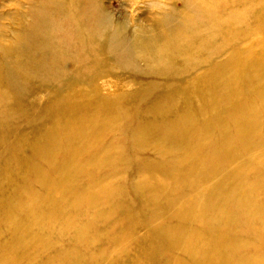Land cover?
Returning <instances> with one entry per match:
<instances>
[{
  "label": "bare ground",
  "instance_id": "obj_1",
  "mask_svg": "<svg viewBox=\"0 0 264 264\" xmlns=\"http://www.w3.org/2000/svg\"><path fill=\"white\" fill-rule=\"evenodd\" d=\"M47 1L56 2V0ZM182 1L184 8L180 13L179 20H176L177 22L174 24L171 22L167 28L170 34L168 40L166 39L167 41L165 40L161 47L156 45L155 51L150 52L155 57L151 62L150 72H157V68H161V72H173L174 69H165L160 66L164 61H167L170 67H174L179 62L184 63L186 67L197 62L210 63L211 58L221 52H233L239 40L233 38L245 37L250 30L254 29L261 30L263 33L262 39L255 44L260 51L256 52L253 59L247 64L230 62L223 64L222 70L211 66L207 71L216 72L214 74L219 75L222 93L219 98H216L218 99V103L215 105L216 110L229 106L227 115H217L214 120L219 132L222 133L220 135L221 145L215 147V145L213 146L215 139L209 144L207 139L200 137L207 133H203L205 129L201 128L200 124L196 126V123H192V129L189 128L188 125L192 120L186 110L178 111L173 104L174 111L171 106L161 110V105H165L166 102H162V99L158 100L156 93L150 90L144 92V89H140L135 95L126 94L125 101L130 109L128 108L124 113L133 110L130 117L132 122L126 129L115 125L108 127L117 122L119 113H122L120 110L117 108L106 109L108 107L96 105L95 113L93 112L94 115L90 117L95 119L89 128L76 123H66L62 130L57 129L56 132L47 134L45 137L47 147L44 151L37 152L31 147L33 144L28 143V145L22 144L17 147L20 156H13L10 153L9 161L5 160L7 155L0 158V236L4 232L11 233L7 240L0 239L2 241L0 253L21 256L25 253L28 255L27 257H32L39 256L42 251L44 255L41 260H45V264H66L67 258L71 259V264L83 262L79 256L83 257L84 255L77 248L70 247L61 240L57 242L58 252L49 253L51 242L56 244L53 234L66 230L68 225H71L69 220L74 224V219L66 221L64 218L58 223L53 218L55 212L52 208L41 206L39 212H36L30 204H15L19 193L31 197L29 194L34 190L31 184L37 183L45 188L47 199L59 198L55 203L52 202L56 210L59 208L83 209L84 223L80 231L74 233L72 238L74 241L88 239V244L93 249L85 256V261L88 264H98L103 259L98 245V232L92 231V228H95L96 224L102 227L110 222L112 219L111 209L108 210L107 207H114L111 199L120 191L113 190L110 184H107L100 192H94L91 189V184L78 188L75 182L77 178L82 177L81 174L87 168L105 164L113 166L112 163H115L114 169L117 176L122 163L129 162L124 150L112 156L113 149L109 143L95 148L94 156H90L91 145H87V143H96L101 136L107 135L109 130L115 129L119 137L131 132L157 136L162 147L167 149L169 146L168 149L174 153L173 157L162 156L160 159H155L154 163L139 161L134 164L135 171L144 173L147 178L151 177L153 171L168 178L155 180L152 177L148 181L145 180L142 184L134 186L135 192L140 191L146 194L141 206L145 208L146 212L150 211L149 213L153 216L159 212L157 206L163 209L169 203L176 202L172 201L173 198L185 195L186 191L183 188L187 182L209 175L210 170L214 167L212 165L205 170L209 159L214 157L220 159L222 155L237 157L250 149L245 146V142L251 138L264 140V122L261 123L262 125L256 123L259 118L264 120V0ZM70 2L74 7L75 4H82L86 0H70ZM49 17L54 18L50 29L55 27L58 32L53 36L56 46L60 48L58 53L65 54L69 59L76 55L83 57V54H90L93 48L96 53L97 42L103 41L105 34L109 35L108 29L105 30V28H109L110 24L105 16L95 17L84 10L72 12L71 7L65 8L59 5ZM224 29L225 33H223ZM152 39V37H147L146 41L151 42ZM146 52L142 47L140 57ZM49 54L54 58L53 47ZM231 55L236 57L235 60H240L241 57L238 56L244 54L233 52ZM43 63L48 64L50 68V78L46 76L45 80L48 83H54L59 76L55 75L54 71L56 70L54 69H58L59 66L54 62L51 64L47 57ZM74 64L75 62H73ZM83 64L79 63L77 68L79 69ZM66 65L68 67L67 63ZM72 75H74L70 76L72 79L81 80L82 78L80 72H75ZM207 76L199 78L200 82L206 81ZM194 90L196 97L203 93L200 92V88L196 91L194 87ZM144 95L148 96L147 99L144 98ZM233 98L239 99L236 105L230 104ZM1 99L5 102L8 101L6 96H2ZM163 100L171 101L168 95L163 96ZM183 101L186 104L192 102L188 95H185ZM145 108L151 111L155 110L145 115L148 119L142 114ZM248 110H250L252 118L248 117ZM61 112H64L66 117L69 114L65 107ZM51 113H58V108L52 110ZM54 119L67 122L66 119ZM141 121L146 123L143 124ZM180 121L185 125L183 126ZM228 122L230 131L227 128ZM152 123L155 124V127L149 126ZM206 123L212 124L211 121H206ZM195 127L197 131H195ZM236 137L239 140L238 144L235 141ZM180 138H189L188 147H182ZM65 140L67 144H64ZM116 143L119 144L118 139ZM257 143L258 141H253L249 142V145L251 144L250 147H252ZM61 160L68 164L70 170L68 177L63 176L56 179L55 176L59 174L58 169L51 170L53 172L51 178L43 176L44 170H48L51 163L62 164ZM240 162L229 180L237 189L240 187V182L247 185L245 191L247 204L243 209L221 206L219 197L211 194L207 197L206 193L201 192L196 198L189 199L185 204L179 206L174 214L175 224L163 229L162 236L158 239L160 244H156L153 233L146 236V241L150 240V243L141 250V255L147 262L138 257L133 264H264V170L260 164L256 163V157L240 160ZM217 164L219 162H216L215 165ZM183 172L184 174H182ZM88 176H91L92 179L93 173ZM34 201L39 202V199H34ZM41 201L45 200L41 199ZM28 209H32L37 214V217H33V212H31L29 222L34 224L33 228L37 229L38 233L31 234L29 230L15 233L13 226L20 221L19 216L26 217ZM46 217H51V225L45 220ZM3 221L6 223H2ZM187 221H191L192 224ZM240 228L244 230L241 234H239ZM121 231V227L116 228L113 235L109 236L110 240L116 241L117 235ZM250 233H254L259 239L256 242H251L248 240ZM24 240L27 243L31 242L29 246L31 251H13V245L22 244ZM158 246L164 250L159 249ZM38 248L40 251L37 250ZM178 251L187 254L184 262L175 255ZM159 254L165 259H157ZM12 261L15 263L17 258L11 260L8 257L5 259L3 255H0V264H12Z\"/></svg>",
  "mask_w": 264,
  "mask_h": 264
},
{
  "label": "rangeland",
  "instance_id": "obj_2",
  "mask_svg": "<svg viewBox=\"0 0 264 264\" xmlns=\"http://www.w3.org/2000/svg\"><path fill=\"white\" fill-rule=\"evenodd\" d=\"M59 5L65 8L71 7L72 12L84 10L95 17L105 16L108 19L110 26L105 30L108 29L110 36L105 34V39L97 42L96 53L93 48L90 54H83V57L76 55L72 59H69L65 54L58 53L60 48L56 46L53 37L58 32L55 27L50 29L54 18L49 16L57 10ZM183 8L182 0H86L82 4H75L74 7L70 0H56V2L0 0V158L7 155L5 160L9 161L10 153L13 156H20L17 147L22 144L28 145V143H32L31 147L37 152L44 151L47 147V140H45L47 134L56 132L57 129L62 130L66 123H76L89 128L95 119L90 117L94 115L92 113H95L94 108L97 106L108 107L106 109L117 108L122 112L119 113L117 122L108 127L115 125L122 129L129 128L133 110L124 113L129 108L125 96L126 94L135 95L140 89H144V92L150 90L156 93L158 100L162 99V102H166L165 105H161V110L171 106L174 111L172 104L178 111L186 110L192 120L188 127L192 129V123H196V126L200 124L201 128L205 129L203 133L207 132L205 136L200 137L207 139L209 144L215 139L213 146L219 147L222 133L219 132L214 120L217 115H227L229 106L216 110L215 105L218 103L216 98H219L222 93L219 75L214 74L216 72L207 71L211 66L219 69L223 64L230 62L247 64L253 59L256 52L260 51L255 44L262 39L263 33L261 30L254 29L250 30L245 37L233 38L239 39L233 52L244 54L238 56L241 57L240 60H235L236 57L231 55L233 52L228 51L212 57L210 63L197 62L190 65L191 67H186L182 62L170 67L168 62L164 61L160 66L165 69H174L173 72H161V68H157V72H150L151 62L155 59L150 52L155 51L156 45L161 47L164 44L170 35L167 28L171 22L174 24L179 20ZM225 32L224 29L223 33ZM147 37H152V41L147 42ZM51 47L54 48V58L49 54ZM142 47L147 52L140 57ZM48 49L49 51H47ZM46 57L51 61V64L54 62L59 66L58 69H54L56 70L54 71L55 75H59L54 83H48L45 80L46 76L50 78V68L48 64L43 63ZM73 62H75L74 65ZM79 63L84 64L78 69ZM51 67L53 68V66ZM75 72H80L81 80L70 78V76H74L72 74ZM206 75H208L206 81L200 82L199 78ZM212 76L214 78H211ZM194 87L196 91L200 88V92H203L202 95L196 97L193 92L195 91ZM167 95L171 101L163 100V96ZM185 95L191 98V103H183ZM2 96L8 97V101H2ZM147 97L144 95L145 99ZM238 101V98H233L230 104L236 105ZM64 107L69 112L67 117L64 112H61ZM55 108H58V113H51ZM153 111L155 110L151 111L145 108L142 114L145 116ZM247 115L252 118L250 110ZM54 118L66 119L67 122L56 121ZM146 118L148 119V117ZM206 121H211L212 124H208ZM263 122L264 120H260V118L256 120L258 124H263ZM180 123L185 125L182 121ZM149 126L155 127V124L152 123ZM227 128L230 131L229 122ZM195 131H197L196 127ZM39 134L42 137L38 136ZM182 138H180L182 147H188L189 138ZM117 139L119 144L116 143ZM235 141L238 144L237 137ZM253 141H258V143L250 147L249 142ZM106 143L112 145V156L123 150L127 153L129 162L124 161L120 166L119 174L121 175L116 176L115 163H112L113 166L105 164L87 168L81 174L82 177L77 178L75 182L78 188L91 184V189L94 192H100L107 184H110L113 190L120 191L111 199L114 207H107L108 210L111 209L112 219L110 222L102 227L96 224V227L92 228V231L98 232V245L100 255L103 257L98 264H133L138 257L147 262L141 255V250L150 243V240L146 241V236L153 233L156 244H160L158 239L162 236L163 229L175 224L174 214L179 206L185 204L189 199L196 198L201 192L206 193L207 197L210 194L219 197L221 206L243 209L247 204V193L245 195L247 185L240 182L239 189L233 186L229 180L232 172L239 166L240 160L251 157H256V163L260 164L264 170V140L251 138L245 142V146L250 149L244 154L241 153L237 157L222 155L220 159H215V157L209 159L205 170L214 165L209 175L187 182L183 188L186 194L173 198L172 201L176 202L169 203L163 209L157 206L159 212L153 216L149 213L150 211L146 212L145 208L141 206L146 194L140 191L135 192L134 186L142 184L143 181H148L152 177L155 180L168 178L157 171H153L151 177L147 178L144 173L135 171L134 164L139 161L154 163L155 159H160L162 156L173 157L174 153L168 149L169 146L164 149L157 136L131 132L119 137L115 129H112L107 131V135L101 136L96 143H87V145H91L90 156H94L95 148ZM64 144H67L66 140ZM63 161L61 160L62 164L58 165L51 163L49 171L45 169L43 176L51 178L53 176L51 170L58 169L59 174L55 176L56 179L63 176L68 177L70 170L67 162L63 163ZM216 162L219 164L215 165ZM39 167L41 168L40 165ZM92 173L91 179V176L88 175ZM31 185L34 189L29 194L31 197L19 193L16 197V205L30 204L36 212H39L41 206L52 208L55 212L53 218L58 223L64 218L66 221L74 219V224L69 220L71 225H68L66 230L53 234L56 244L51 242L49 253L58 252L57 242L61 240L68 246L77 248L84 255L83 257L79 256L83 259V262L79 264H88L85 261V256L90 250H93L88 244V239L74 241L72 238V235L80 231L84 223L83 209L59 208L56 210L52 202L55 203L59 198L47 199L44 187L37 183ZM34 199H39V202ZM41 199L45 201L42 202ZM31 212H33L32 209H28L26 217L19 216L20 221L13 226L15 233L26 230H29L31 234L38 233V230L33 228L34 224L29 222ZM33 217H37L35 212H33ZM45 220L50 225L52 224L51 217H46ZM187 223L192 224L191 221H187ZM118 227H121L122 231L117 235L116 241L112 242L109 236L113 235ZM243 232L244 230L240 228L239 234ZM10 234L9 231L4 232L0 239L7 240ZM248 237L251 242H256L259 239L254 233L248 234ZM26 243L24 240L22 244L13 245V251H31L29 248L31 242ZM158 248L164 250L159 246ZM37 250L40 251V248ZM0 255H3L5 259L8 257L11 260L17 258V261L15 263L12 261V264H45V260H41L44 255L42 251L39 256L32 257H27L28 255L25 253L22 256L8 253H0ZM175 255L182 262L187 257V254L182 251L176 252ZM156 258L165 259L161 254ZM68 259H66V264H71V259Z\"/></svg>",
  "mask_w": 264,
  "mask_h": 264
}]
</instances>
